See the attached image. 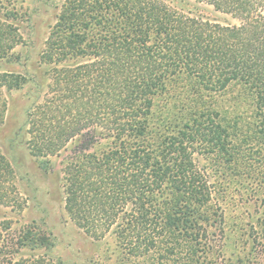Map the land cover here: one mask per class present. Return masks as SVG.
I'll use <instances>...</instances> for the list:
<instances>
[{
    "label": "trees",
    "instance_id": "obj_1",
    "mask_svg": "<svg viewBox=\"0 0 264 264\" xmlns=\"http://www.w3.org/2000/svg\"><path fill=\"white\" fill-rule=\"evenodd\" d=\"M195 2L235 22L166 0H64L40 57L51 95L31 103L27 128L16 132L32 155L65 153L63 207L70 220L94 238L113 233L132 255L208 232L200 212L211 187L193 164V149H225L227 133L209 113L148 140L155 99L171 80L184 75L215 93L243 83L255 96L264 135V0ZM18 40L12 22L0 16V57ZM29 80L30 73L0 71V124L10 91ZM11 171L0 154V204L12 198ZM15 238H0L4 264H17L12 256L25 241Z\"/></svg>",
    "mask_w": 264,
    "mask_h": 264
},
{
    "label": "rangeland",
    "instance_id": "obj_2",
    "mask_svg": "<svg viewBox=\"0 0 264 264\" xmlns=\"http://www.w3.org/2000/svg\"><path fill=\"white\" fill-rule=\"evenodd\" d=\"M64 0H0V16L7 17L19 40L0 57V71L30 73L22 89L10 91L9 108L0 124V154L13 171L12 198L0 204V233L24 240L12 256L17 264H264V135L259 132L256 99L243 83L224 90L203 89L186 76L171 80L155 99L147 139L172 135L190 119L211 113L225 129V149H193V164L211 187L201 209V226L193 240L157 243L143 255L128 253L113 233L94 238L78 228L64 210L61 167L65 153L35 156L16 134L27 128L32 102L50 96L47 65L40 63L46 41ZM181 10L200 13L221 23L229 15L195 0H166ZM95 29V28H94ZM41 83V87L37 85ZM217 114V115H216ZM21 129V130H20ZM105 143V142H104ZM207 147V148H204ZM101 149V147H96ZM175 243V245H174ZM6 258H0L4 264Z\"/></svg>",
    "mask_w": 264,
    "mask_h": 264
}]
</instances>
